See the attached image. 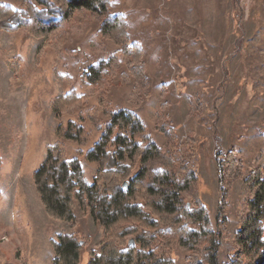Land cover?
<instances>
[{
	"label": "rangeland",
	"instance_id": "1",
	"mask_svg": "<svg viewBox=\"0 0 264 264\" xmlns=\"http://www.w3.org/2000/svg\"><path fill=\"white\" fill-rule=\"evenodd\" d=\"M0 4L24 7L23 0ZM110 11L126 18L131 41L142 47V78L132 74L117 44L98 35L102 19L89 10H74L62 35L41 50L43 39L23 28L0 29V264H52L51 240L60 233L87 242L80 264L91 250L98 252L102 225L78 204L74 228L49 217L33 173L47 147L60 143L92 183L99 163L84 154L101 136L108 113L119 109L136 114L159 146L165 143L160 115L175 128L180 146L193 137L197 180L185 197L189 202L196 193L206 206L221 235L217 264H225L247 213L245 179L252 169H264V0H110ZM111 57L118 63L110 77L83 82L90 65ZM70 91L85 100L56 112L54 100ZM71 121L85 129L79 141L56 134ZM230 151L241 172L221 181L219 164ZM222 189L226 211L219 223ZM186 255L178 248L175 263Z\"/></svg>",
	"mask_w": 264,
	"mask_h": 264
},
{
	"label": "trees",
	"instance_id": "2",
	"mask_svg": "<svg viewBox=\"0 0 264 264\" xmlns=\"http://www.w3.org/2000/svg\"><path fill=\"white\" fill-rule=\"evenodd\" d=\"M23 1L22 9L0 4L1 30L15 32L23 28L43 39L41 50L62 35L74 10H89L102 19L98 35L117 44L121 53L129 57L127 66L132 74L144 77L142 47L131 41L126 18L111 13L110 0ZM117 63L118 59L111 57L90 65L88 72L83 73V82H102L110 77ZM84 100L85 95L70 91L55 99L52 107L59 113ZM108 116L98 141L84 154L87 161L99 163L92 183L78 158L66 157L62 144L47 147L45 160L33 173V182L48 216L74 228V209L78 204L102 225L98 252L91 250L86 264H176L178 248L187 252L183 264H217L220 232L212 226L200 196L194 193L189 202L185 197L197 180L193 137L188 136L180 146L175 128L160 115L157 129L164 135L165 143L159 146L133 112L119 109ZM56 134L79 141L86 132L79 121H71L66 128L59 125ZM219 166L222 181L224 176L231 179L238 175L242 163L230 151ZM245 181L250 191L247 213L241 216L236 247L225 264H264V169H252ZM226 197L227 192L222 189L219 223L224 221ZM86 243L72 234L56 235L51 240L52 264H80Z\"/></svg>",
	"mask_w": 264,
	"mask_h": 264
},
{
	"label": "water",
	"instance_id": "3",
	"mask_svg": "<svg viewBox=\"0 0 264 264\" xmlns=\"http://www.w3.org/2000/svg\"><path fill=\"white\" fill-rule=\"evenodd\" d=\"M123 187H124V189H127V184H126V183H124Z\"/></svg>",
	"mask_w": 264,
	"mask_h": 264
}]
</instances>
